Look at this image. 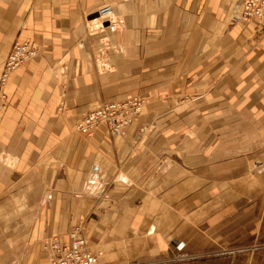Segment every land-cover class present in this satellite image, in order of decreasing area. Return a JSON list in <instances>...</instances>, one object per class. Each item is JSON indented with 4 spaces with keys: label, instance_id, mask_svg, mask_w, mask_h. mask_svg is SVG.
<instances>
[{
    "label": "crops",
    "instance_id": "1",
    "mask_svg": "<svg viewBox=\"0 0 264 264\" xmlns=\"http://www.w3.org/2000/svg\"><path fill=\"white\" fill-rule=\"evenodd\" d=\"M104 4L121 30L93 32ZM239 8L0 0V71L14 41L38 46L3 87L0 264H52L43 242L79 221L110 264H264V31ZM135 94L124 134L76 129Z\"/></svg>",
    "mask_w": 264,
    "mask_h": 264
},
{
    "label": "built area",
    "instance_id": "2",
    "mask_svg": "<svg viewBox=\"0 0 264 264\" xmlns=\"http://www.w3.org/2000/svg\"><path fill=\"white\" fill-rule=\"evenodd\" d=\"M239 15L247 20H256L259 27L264 28V0H238ZM94 18L97 30L107 29L117 32L123 27V19L117 15L111 4L100 6ZM93 27V28H94ZM38 55V46L31 40H16L6 56V61L0 71V106L6 98L4 85L11 72L25 62ZM143 97L128 96L124 99L105 101L84 112L76 124L80 132L91 134L99 125H105L112 133L124 134L133 116L141 109ZM61 108V106H59ZM69 240L64 242L57 237L48 238L45 243L53 264H110L101 261L88 245L86 233L81 225H75L69 230Z\"/></svg>",
    "mask_w": 264,
    "mask_h": 264
},
{
    "label": "rangeland",
    "instance_id": "3",
    "mask_svg": "<svg viewBox=\"0 0 264 264\" xmlns=\"http://www.w3.org/2000/svg\"><path fill=\"white\" fill-rule=\"evenodd\" d=\"M239 11H240V8H239ZM120 16V15H119ZM257 25H258V22H257ZM123 27H124V25H123ZM122 27V28H123ZM258 27H259V25H258ZM260 28V27H259ZM95 30H97L96 29V26L93 28V32H95ZM260 30L261 31H264V28H260ZM105 47V45H102V49H98L97 51H96V62H97V67H98V69L100 70V71H106L107 69H109V68H111V66H110V64L107 62V60H106V55H105V49H103ZM128 96H139V97H143L144 98V100L145 101H143L142 102V104H141V109H140V111L138 112V113H136L135 114V116H133V120L135 119V118H137L139 115H141V111H142V107L144 106V104L146 103V100H147V98L146 97H144V96H140V95H138V94H135V95H127V97ZM127 97H123V98H120V99H124V98H127ZM6 99V98H5ZM5 99H4V101H5ZM112 100H117V99H112ZM112 100H110V101H112ZM4 101H3V104H4ZM106 101V100H105ZM105 101H102V102H100V104L101 103H103V102H105ZM3 104H1V105H3ZM99 104V103H98ZM61 106V105H60ZM97 106V105H96ZM1 107V106H0ZM62 107V106H61ZM81 119V118H80ZM77 124V123H76ZM130 124V123H129ZM98 127V126H97ZM107 128V127H106ZM128 128V127H127ZM96 129V128H95ZM94 129V130H95ZM147 129V126L146 125H141V127H140V131L141 132H144L145 130ZM94 130H93V132H94ZM108 130L110 131V129L108 128ZM93 132L91 133V134H88V133H84V134H86V135H92L93 134ZM82 133V132H81ZM110 133H112L111 131H110ZM113 134V133H112ZM122 135V134H121ZM81 225L82 226V228H83V230L85 231V233H86V237H87V242H88V234H89V230L87 229V228H85V226H84V223L82 222V221H79V222H77V223H75L73 226H75V225ZM73 228V227H72ZM71 230V229H70ZM70 232V231H69ZM69 232H68V234H69ZM52 237H56V236H52ZM49 238H51V237H49ZM48 240V238L43 242V244H42V246H43V250H44V252H46V254L49 256V258H50V255H49V252H48V250H47V248H45V243H46V241ZM88 245H89V243H88ZM92 250V249H91ZM254 250V249H253ZM93 251V250H92ZM94 252V251H93ZM96 254H97V256H98V258H99V253L100 252H95ZM51 260V259H50ZM101 260V259H100ZM102 261V260H101ZM104 261V260H103ZM102 261V262H103ZM105 262H107V261H105ZM51 263L53 264V262H52V260H51ZM107 263H109V262H107Z\"/></svg>",
    "mask_w": 264,
    "mask_h": 264
}]
</instances>
